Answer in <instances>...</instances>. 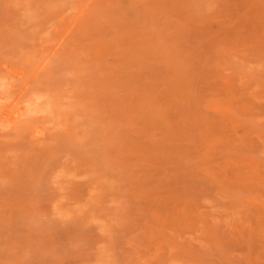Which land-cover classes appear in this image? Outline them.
<instances>
[{"label": "rangeland", "instance_id": "obj_1", "mask_svg": "<svg viewBox=\"0 0 264 264\" xmlns=\"http://www.w3.org/2000/svg\"><path fill=\"white\" fill-rule=\"evenodd\" d=\"M0 264H264V0H0Z\"/></svg>", "mask_w": 264, "mask_h": 264}]
</instances>
